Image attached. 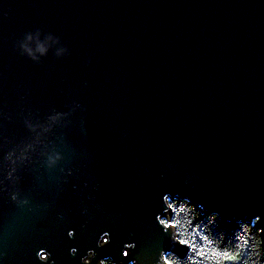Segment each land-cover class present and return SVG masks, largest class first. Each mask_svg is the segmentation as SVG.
Instances as JSON below:
<instances>
[{
	"label": "water",
	"instance_id": "1",
	"mask_svg": "<svg viewBox=\"0 0 264 264\" xmlns=\"http://www.w3.org/2000/svg\"><path fill=\"white\" fill-rule=\"evenodd\" d=\"M36 28L71 54L21 55ZM165 192L264 228V0H0V264L183 256Z\"/></svg>",
	"mask_w": 264,
	"mask_h": 264
},
{
	"label": "clouds",
	"instance_id": "2",
	"mask_svg": "<svg viewBox=\"0 0 264 264\" xmlns=\"http://www.w3.org/2000/svg\"><path fill=\"white\" fill-rule=\"evenodd\" d=\"M16 47L21 55L36 64H40L50 51H54L57 59L71 54L60 36L52 32L44 33L40 28L25 33L16 42ZM59 159L58 153L49 155L48 163L55 164ZM162 201L165 206L163 215L157 214L155 221L172 244L188 245V249L181 256L171 248L160 247L158 256L154 254L151 264H264V228L254 227L256 221L260 220L259 216L251 221L239 220L229 232L222 228L218 212H206L203 204L194 203L187 196L165 192ZM68 236H73V230H69ZM110 240L111 234L102 232L96 242L97 247H105ZM135 249L134 240L125 242L121 256L126 258ZM70 254L75 256L77 249L71 248ZM94 260L95 264H117L118 261L111 256L97 258L95 250L90 248L86 255L81 256L80 264H93ZM128 264H141V259L133 255Z\"/></svg>",
	"mask_w": 264,
	"mask_h": 264
},
{
	"label": "trees",
	"instance_id": "3",
	"mask_svg": "<svg viewBox=\"0 0 264 264\" xmlns=\"http://www.w3.org/2000/svg\"><path fill=\"white\" fill-rule=\"evenodd\" d=\"M221 226H222V228L224 229V230H227V231H231V229L230 228H227L226 226H224L223 224H221ZM233 229V228H232ZM187 249H188V245H184ZM198 259V258H197ZM118 264V263H117ZM229 264H240V262H229Z\"/></svg>",
	"mask_w": 264,
	"mask_h": 264
}]
</instances>
